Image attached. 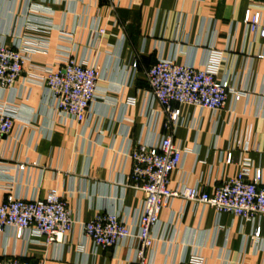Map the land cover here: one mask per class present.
Instances as JSON below:
<instances>
[{
    "label": "crops",
    "instance_id": "crops-1",
    "mask_svg": "<svg viewBox=\"0 0 264 264\" xmlns=\"http://www.w3.org/2000/svg\"><path fill=\"white\" fill-rule=\"evenodd\" d=\"M249 9L264 14V0H0V43L39 45L14 88H0V102L17 110L0 157V204L8 190L32 199L57 189L75 222L57 244L0 230V258L133 264L137 239L103 250L83 235L81 224L117 213L138 230L144 194L128 182L130 151L138 143L156 146L169 133L186 152L171 174L172 189L185 184L213 195L240 172L239 160L251 162L250 180L258 170L264 173V38L245 24ZM212 51L223 54L218 80H228L244 97L235 102L230 94L217 111L176 105L179 122L167 130L166 113L146 97V70L159 59L201 69ZM68 57L100 72L96 101L83 123L59 121L55 99L44 88L47 71ZM230 152L235 161L227 164ZM159 220L146 251L150 264H180L196 254L206 264H264V220L218 213L182 198L164 208Z\"/></svg>",
    "mask_w": 264,
    "mask_h": 264
},
{
    "label": "built area",
    "instance_id": "built-area-1",
    "mask_svg": "<svg viewBox=\"0 0 264 264\" xmlns=\"http://www.w3.org/2000/svg\"><path fill=\"white\" fill-rule=\"evenodd\" d=\"M245 24L251 32L264 38V14L247 10ZM99 31V35L104 34ZM35 42L25 41L13 48L0 43V88L11 90L22 78L30 54L38 48ZM223 54L212 51L203 68L178 65L173 60L159 59L145 72L147 82L146 97L161 106L167 115L165 128L171 130L179 122L180 109L176 105H188L212 111L221 110L227 104L230 94L238 102L244 94L231 87L228 80H218ZM139 58L132 63L137 69ZM100 72L95 66L77 62L68 57L63 65L47 71L44 88L55 99V112L59 121L67 119L79 123L89 119L90 109L96 101L97 82ZM130 98L129 104H136ZM17 110L12 104L0 102V157L5 139L11 134ZM185 151L177 147L171 133L164 136L156 146L138 143L130 151L132 170L128 182L144 194L143 213L139 228L134 231L117 213L96 216L81 224L82 233L93 241L96 247L114 248L127 239H137L139 248L133 264H150L146 261V251L155 242L154 228L159 224L162 210L173 200L182 198L213 207L218 213H228L245 220H264V173L256 172L250 180L251 162L239 160L240 172L226 180L209 195L198 187L185 184L170 187L171 174L180 169ZM235 161L233 153H228L227 164ZM25 165L19 166L20 171ZM75 222L68 208V202L57 189H51L45 198H21L8 190L0 204V230L12 228L17 239L26 234L44 238L47 244L62 243ZM254 238L259 241L261 229L257 227ZM0 264H41L18 258H0ZM180 264H206L201 255H193Z\"/></svg>",
    "mask_w": 264,
    "mask_h": 264
}]
</instances>
